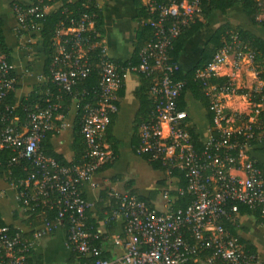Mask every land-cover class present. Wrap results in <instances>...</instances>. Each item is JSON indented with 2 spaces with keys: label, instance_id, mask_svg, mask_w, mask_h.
<instances>
[{
  "label": "built area",
  "instance_id": "2783aa9c",
  "mask_svg": "<svg viewBox=\"0 0 264 264\" xmlns=\"http://www.w3.org/2000/svg\"><path fill=\"white\" fill-rule=\"evenodd\" d=\"M42 1L31 0L29 5L13 1L21 28L37 29L40 24L34 19L41 17L49 6L40 5ZM203 1L207 0H144L153 16L143 22L152 27L153 36L142 47L138 66L122 67L108 55L107 48L102 47L99 82L91 90L94 98L84 102L81 108V131L87 146L86 159L81 164H61L46 155L40 145L46 132L56 128L55 111L60 108L63 96L71 95L79 105L84 95L89 94L86 89L75 88L92 71L89 53L98 45L89 43L85 36L94 26L90 14L66 16L58 24L53 36L55 53L50 68V81L57 92L54 94L48 88L49 104L44 108L37 106L23 124H19L18 116L13 114L15 106L4 103L15 90L17 81L12 63L6 55L0 54V150L12 151L11 164L21 159L30 164L29 168L24 167L25 178L11 182L18 186V197L25 207L41 202L58 210L56 219L45 222L36 230L35 237L53 232L57 224H67L69 247L80 257H97L79 264H113L102 257V249L93 244L99 236L93 235L87 225L86 212L91 203L84 197L83 189L96 172L115 160L105 135L112 116L118 111L115 92L123 85L127 72L152 78L149 93L154 111L139 127L136 153L147 154L151 161L160 160L169 168L185 170L187 187L176 191L191 194L193 200L177 209L168 201V209L160 212L133 193L115 196L106 221L122 219L127 240L124 254L114 264H264L257 253L248 249L223 224L226 220H237V205L228 207V203L234 201L260 208L264 218V174L252 158L253 146L249 143L250 139L264 137V80L260 78L255 52L234 34L211 61L197 70L196 79L201 81L210 99L217 131L213 135L208 130L202 153L195 149L186 128L187 111L178 109L184 82L174 79L179 65L171 62L168 50L182 27L199 16ZM259 17L264 20V9ZM243 69L256 79L250 88L237 83V73ZM216 77H226L227 81L212 83L211 79ZM238 89L246 93L238 94ZM235 94L246 97L247 112H233L226 106V99ZM240 136L244 138L242 141L238 139ZM231 138L236 141L230 143ZM221 148L237 149L238 153L223 156ZM228 164L231 166L225 169ZM232 171L238 172L233 174ZM11 175L9 170L5 177L8 179ZM164 198H170V191H165ZM31 246L32 242L21 233H10L7 226H0V264H27Z\"/></svg>",
  "mask_w": 264,
  "mask_h": 264
},
{
  "label": "crops",
  "instance_id": "0c3cea01",
  "mask_svg": "<svg viewBox=\"0 0 264 264\" xmlns=\"http://www.w3.org/2000/svg\"><path fill=\"white\" fill-rule=\"evenodd\" d=\"M13 1L0 0V19L2 20L6 42L12 50L13 73L17 81L14 101L19 104L35 88L46 83V55L40 28L30 31L21 28L13 10ZM18 1L23 5H29L31 2V0ZM95 1L102 9L105 21L102 40L98 45L106 47L108 55L116 63L119 60L123 62L129 60L134 52V42L138 30L134 0ZM61 5L60 1L49 5L45 12L54 11ZM226 21L241 25L264 40V26L252 23L243 7L236 4L226 14L215 11L209 16L205 25L187 40L184 52L178 60V65L184 70L193 68L200 60L201 52L212 33ZM118 64L121 65V63ZM237 74V83L244 88H250L256 81L255 77L246 69ZM142 82L141 73H125L123 94L119 95V89L118 92H115L118 111L113 115L112 125V135L122 141L123 145L119 149L118 158L114 160L112 165L96 172L91 182L86 184L83 189L84 197L91 203L88 210L89 222L96 224L95 234L100 236V240H93V244L100 247L104 257L110 259L113 264L124 254V246L127 240L122 219L106 221L108 211L111 208L110 205L115 202V196L134 191L141 196L148 197L151 191L157 190L156 196L146 203L160 212L168 209V201L173 206L175 200L171 191L169 199L164 198L166 188L160 191L161 186H164L166 181L163 183L158 181L164 179L165 173L162 172L159 176L154 175L153 173L159 170H155L142 155L136 153L133 147L132 139L135 134L137 117L141 111V101L136 95V90L142 85ZM241 97L245 96L235 95L227 98L226 106L233 112H247L244 110L245 103L241 102ZM185 101L188 118L197 125L201 134L208 131L210 129L209 120L202 103L196 100L191 93L185 95ZM190 108L194 117L189 113ZM77 112V102L72 100L67 114L65 116L63 114L57 115L56 120L60 125L59 128L56 127L58 130L50 139L53 150L62 155L68 162L75 159L73 141ZM199 119L201 121H198ZM107 143L110 145L109 142ZM253 156L264 165V140L256 145ZM237 172L232 171L233 174ZM146 173L149 174V177H144ZM175 180L176 187L174 190L179 188L177 179ZM18 191V186L10 182L0 168V217L7 227L18 229L23 237L32 242L26 258L27 264H79L81 261H92L91 256L86 258H81L78 255L72 257L67 241V227L62 223L57 224L53 232L35 237L36 230L42 227L44 223L35 227L26 223L28 216L25 213V207L21 206L23 202L19 200ZM236 224L237 236L250 241L256 247V253L264 263V224L258 222L254 215L240 213Z\"/></svg>",
  "mask_w": 264,
  "mask_h": 264
},
{
  "label": "trees",
  "instance_id": "16d2710c",
  "mask_svg": "<svg viewBox=\"0 0 264 264\" xmlns=\"http://www.w3.org/2000/svg\"><path fill=\"white\" fill-rule=\"evenodd\" d=\"M61 2V6L48 13H43V15L39 18H35L37 22H39V26L35 28H40V35L43 40V47L46 55L45 61V75H46V83L39 85L35 88L29 96L22 100L21 103L16 104L14 101V91L9 93V95L5 98L4 103L9 105L15 106L13 110V114L18 116L19 124H23L28 117V114L36 110V107L44 108L49 104L48 98L50 97L46 91L48 88H51L52 92L55 94L57 92V88L53 83L50 81V68L53 55L55 53V45L53 41V36L58 27L60 21L65 18L66 16H79L83 13H88L91 16V19L94 21V26L90 31H88L85 36L89 39V43H97L99 44L102 40V35L104 33V14L102 9L98 6L95 0H77V1H70V0H43L40 5H52L56 2ZM135 8L137 11V20H138V30L137 35L134 42V52L132 57L127 61H117L121 63V66L126 68L130 66H138L140 63V51L142 47L145 45L147 41H149L153 36V29L149 24H145L143 21L151 18L153 14L147 9L144 5V0H134ZM236 4H240L244 11L247 14L248 19L254 23L264 26V20H258L257 17L259 13L264 9V0H207L203 1L201 4V11L199 16H197L194 20L190 21L187 25L183 26L178 36L173 39L171 47L168 50L169 57L171 62L179 64L178 60L184 52V46L187 40L193 36L201 27H203L209 18V16L215 12L220 11L223 14H226L229 9L234 7ZM237 34V36L242 40L243 43L248 45L249 49L255 52V61L258 65V69L260 70V78L264 80V40L254 33L246 30L241 25L235 24L231 21H226L219 25L216 30L212 33L210 38L208 39L207 44L205 45L204 49L201 52V57L198 63L191 68L190 70H184L179 65V69L174 74V79L178 81H183L184 86L181 89V93L178 98V109L185 110L186 108V101L185 95L187 93H191L193 97L200 101L204 108L207 111V118L209 120V128L212 131L213 135L217 133L216 129L214 130L215 123H214V113L211 109L210 99L206 95L205 89L201 81L196 79V72L199 68L204 67L209 61L212 60L214 55L226 44L227 41L232 39V36ZM0 53L6 55L7 60L12 63V50L8 46L4 32L2 29V20L0 19ZM102 54V47L97 45L93 48L89 56L93 62L92 71L90 72L89 76L79 81L76 85V90L82 91L86 89L89 91V94L84 95V100L81 101L78 105V112L75 119L74 125V141H73V150L75 152V159L71 162L65 160V158L55 152L53 150V146L50 142L51 137L57 132L58 129H53L47 131L43 140L41 141V149L43 152L56 159L61 164H81L85 161V152H86V143L84 140V136L82 134V104L87 101H92L94 98V94L91 93V90L97 87L99 82V63H100V55ZM113 60V59H112ZM115 62V61H114ZM143 78L142 85L136 90V95L139 97L141 101V111L137 117V124L135 126V134L132 139L133 147L136 150V147L139 145L140 137L138 135V128L139 125L143 121H147L152 117V113L154 111V101L149 94L150 87L152 84V78L148 77L145 74H141ZM227 81L226 77H216L212 78V83H223ZM123 85L119 88V95L123 94ZM117 91V92H118ZM238 94L246 93L244 89H238L236 91ZM72 96L65 94L61 101V106L55 111V116L58 114H63L64 116L68 112V108L72 102ZM57 99L53 97V102H56ZM118 105V101H116ZM231 110H229L230 112ZM232 112V111H231ZM113 117L109 123L107 130H106V141L110 143V148L113 150L114 155L116 156L115 160L118 158L119 149L123 145V142L116 139L112 135V125H113ZM186 128L191 134L192 142L194 144L195 149L202 153L205 149V143L202 139L201 133L198 131V127L195 123H193L189 118H187ZM239 124V123H238ZM55 125L59 128L60 123L57 122L55 119ZM254 134H257V131H253ZM239 140H243L242 136L238 137ZM264 140V137H255V139H250L249 143L253 146L252 149V156L253 151L255 150L256 145L260 144L261 141ZM235 138L230 139V143L235 142ZM220 153L224 156L226 153H230L233 155H237V149H224L221 148ZM144 159H146L150 165L155 169L161 172H164L167 177L177 179V186L183 189H186L188 184V178L186 177V171L181 170L179 167L176 168H169L162 164V161L155 160L151 161L149 155L144 154L142 155ZM13 157V153L10 149H2L0 150V168L2 169V173L7 174L10 170L12 171V175L8 177V180L11 182L13 179L17 178H25L27 176V171L24 170V167H30L29 161L26 159H21L18 163L11 164ZM255 159L257 165L262 169L264 174V165L261 164L254 156L252 157ZM114 162V161H113ZM112 162V163H113ZM112 163L105 164L102 168H108L112 165ZM231 165H226L225 169H229ZM165 180L158 181L159 183H163ZM133 194L137 195L141 200L149 201L153 199L156 194L157 190L151 191L148 197L141 196L134 191ZM171 194L175 197L173 202V208H184L189 205L193 197L191 194H180L176 190L171 191ZM114 203L110 205L112 207ZM231 205H237L240 214H251L254 215L258 222L264 224V218L262 217L261 210L258 207H253L247 203H242L240 201H234L228 203V207ZM21 206H24L21 203ZM25 207V206H24ZM25 213L27 214L26 223L35 227L36 225H40L47 221H54L58 214V210L55 207H50L48 204L44 203H30L29 206L25 207ZM87 214V225L91 226V233L95 235L96 224H92L91 221L89 222L88 218V210ZM224 226L231 231V233L237 236L236 232V221L233 220H226L223 222ZM67 227V224H64ZM0 226H6L5 222L0 217ZM10 233L20 232L18 229L13 227H8ZM100 236L94 240H100ZM239 240L251 251L256 253V247L248 240L240 237ZM70 254L72 257L80 256L77 251L70 247ZM104 257V254L101 255ZM82 258V257H81ZM93 258V259H92ZM97 257H91L92 261H94Z\"/></svg>",
  "mask_w": 264,
  "mask_h": 264
},
{
  "label": "rangeland",
  "instance_id": "374dc122",
  "mask_svg": "<svg viewBox=\"0 0 264 264\" xmlns=\"http://www.w3.org/2000/svg\"><path fill=\"white\" fill-rule=\"evenodd\" d=\"M257 19L258 20H260L261 18L259 17H257ZM225 71H227L226 69H225ZM235 95H237V94H235ZM234 95V96H235ZM241 102H243V103H245L244 105H245V108H244V110H247L248 111V106H246L247 104V99H246V97H241ZM189 113H190V115H192L193 113H192V110H191V108H190V110H189ZM194 115V114H193ZM192 115V117H194ZM196 117V116H195ZM197 118V117H196ZM198 121H201L200 119L198 120ZM206 132V133H205ZM203 134H200L202 137H203V139H206V137H207V133H208V131H205ZM201 133V132H200ZM154 175L156 174V175H161L162 174V172H160V171H158V172H154L153 173ZM144 177H149V174L148 173H146V175L144 176ZM164 180L166 181V183L164 184V186L162 185L161 186V188H160V191H162V190H164L165 188H166V190L167 191H173L174 189H175V187H176V180L175 179H173V178H169V177H167L165 174H164ZM165 190V191H166Z\"/></svg>",
  "mask_w": 264,
  "mask_h": 264
}]
</instances>
